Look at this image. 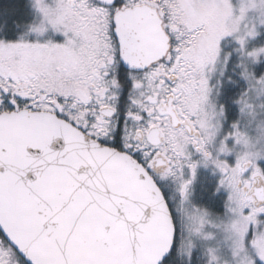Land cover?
I'll list each match as a JSON object with an SVG mask.
<instances>
[{
    "label": "snow or ice",
    "instance_id": "snow-or-ice-1",
    "mask_svg": "<svg viewBox=\"0 0 264 264\" xmlns=\"http://www.w3.org/2000/svg\"><path fill=\"white\" fill-rule=\"evenodd\" d=\"M30 3L36 38L0 39V264H264V0Z\"/></svg>",
    "mask_w": 264,
    "mask_h": 264
},
{
    "label": "trees",
    "instance_id": "trees-1",
    "mask_svg": "<svg viewBox=\"0 0 264 264\" xmlns=\"http://www.w3.org/2000/svg\"><path fill=\"white\" fill-rule=\"evenodd\" d=\"M31 16L28 0H0V39L15 40L19 38L24 27L30 22ZM229 94L234 95L235 90L229 87L224 88L222 93L223 103H225L227 115L231 119L235 115V106L227 102ZM211 201H206V205H211ZM216 204L219 205L218 203ZM181 263L185 264L182 261Z\"/></svg>",
    "mask_w": 264,
    "mask_h": 264
},
{
    "label": "rangeland",
    "instance_id": "rangeland-1",
    "mask_svg": "<svg viewBox=\"0 0 264 264\" xmlns=\"http://www.w3.org/2000/svg\"><path fill=\"white\" fill-rule=\"evenodd\" d=\"M28 2H29V7H30V12H31V14H32V16H31V19H30V22L28 23V26L31 24V23H33V22H35L36 20H38V16H37V14L34 12V10L32 9V7H31V3H30V0H28ZM28 26H26V27H24V29H23V31H22V34H24V32H25V30L27 29V34H29V35H32V34H34V33H31V32H29L28 31ZM225 40H228L229 42H227V43H224V41H222L221 43H222V46L223 47H225V49L226 50H228V49H230L231 48V43H230V40H231V38L230 37H226L225 38ZM254 42H264V28H261V30H260V36L259 37H257V40L256 41H254ZM235 59V57H233V60ZM262 63H264V62H262ZM237 71H238V69H237ZM221 72H225V76L224 77H222L221 79H222V82H223V84L224 83H228L227 81H226V79H227V76L228 75H231L232 74V72H231V67H229V69H224L223 68V66L222 65H218L217 66V69H216V76L217 77H219V75H220V73ZM215 79H216V77H215V75L213 76V79H212V83H215ZM234 79H235V77H234ZM240 83H242V81L240 82ZM229 88H231V89H234L235 90V92L236 91H238L239 90V85H230L229 84V86H228ZM223 91H224V87H222L221 88V95L218 97V99L220 100V102H222L223 103V95H222V93H223ZM235 106V105H234ZM235 108V107H234ZM227 113V112H226ZM258 163L260 164V166L262 167V168H264V159H261V160H259L258 161ZM199 167H201V168H199L198 170H196V178H195V180L193 181V189L196 187L195 186V182H196V180H204V181H209V182H211V186H213V187H211L210 189H208V187L206 186V187H198V188H196V191H195V193H196V196H191V200H192V202L194 203V204H196V205H204V206H206L207 207V205H206V201H210L209 199L208 200H205V198H207L208 196L211 198V200H215V202H218L219 203V205L221 204V202H222V198H223V196H224V193H223V191H221V192H218V193H216L215 195H213V191H214V189H215V187H216V185L215 184H217V181H218V174H214L213 173V171H212V169H211V167H208V168H205V167H203V166H199ZM198 168V167H197ZM211 171V172H210ZM199 188H202V190L204 191H207V194H203V193H201L202 195L201 196H198V190H200ZM208 195V196H207ZM200 200L201 201H205L204 203L202 202H200ZM198 247H199V245H198ZM198 255V252H196V253H194V258L196 257ZM181 261L182 262H184V260L183 259H181ZM200 264H203V258H201V260H200Z\"/></svg>",
    "mask_w": 264,
    "mask_h": 264
},
{
    "label": "flooded vegetation",
    "instance_id": "flooded-vegetation-1",
    "mask_svg": "<svg viewBox=\"0 0 264 264\" xmlns=\"http://www.w3.org/2000/svg\"><path fill=\"white\" fill-rule=\"evenodd\" d=\"M28 26V25H27ZM27 29L25 30V32H24V34H21V36H23V35H27V38L28 39H34V38H36L35 37V34H32V35H29V34H27ZM48 36H52V33L51 32H48V33H46L45 34V37H43V38H47ZM54 39H59L60 37H58V36H54L53 37ZM223 83V82H222ZM126 100H127V85H125V88H124V90L122 91V93H121V108L123 107V105H124V103H126ZM227 114V113H226ZM199 168H201V167H199L198 166V168H197V170L199 169ZM211 172V171H210ZM193 184V183H192ZM194 185V184H193ZM192 185V186H193ZM212 184H211V182H209L208 180L207 181H204V180H196V182H195V188L193 189V187H192V195L193 196H196V193H195V191H196V188H198V187H208V189H210L211 187H213V186H211ZM216 185V184H215ZM200 190H198V196H201L202 194L201 193H203V194H207V191H203L202 190V188H199ZM208 196V195H207ZM211 200V198L208 196L207 198H205V200ZM213 201H215V200H212L211 201V203H213ZM200 202L202 203H204L205 201L203 200V201H201L200 200ZM216 203H218V202H216ZM219 204V203H218ZM204 206V205H203ZM194 260H195V258H194ZM178 262V264H182L181 263V260H177ZM176 263V264H177Z\"/></svg>",
    "mask_w": 264,
    "mask_h": 264
}]
</instances>
